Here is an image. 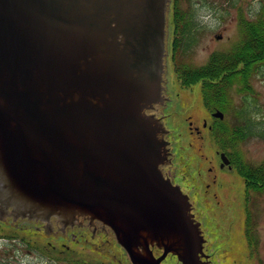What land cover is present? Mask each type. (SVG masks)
<instances>
[{
    "label": "water",
    "instance_id": "95a60500",
    "mask_svg": "<svg viewBox=\"0 0 264 264\" xmlns=\"http://www.w3.org/2000/svg\"><path fill=\"white\" fill-rule=\"evenodd\" d=\"M169 2L0 0V215L88 217L134 264H206L190 198L161 169L168 131L148 113L167 97Z\"/></svg>",
    "mask_w": 264,
    "mask_h": 264
},
{
    "label": "rangeland",
    "instance_id": "374dc122",
    "mask_svg": "<svg viewBox=\"0 0 264 264\" xmlns=\"http://www.w3.org/2000/svg\"><path fill=\"white\" fill-rule=\"evenodd\" d=\"M232 7L227 0H190L185 6L192 5L195 21L205 28H200L201 35L194 47L189 61L193 65L205 64L213 53L231 49L240 38L238 15L243 11L246 18H251L258 11L261 0H235ZM242 9V10H241ZM170 14V11H169ZM173 27L167 28L166 55V92L169 101L160 109L166 114L165 123L169 130L168 139L174 154L175 171L183 178L182 185L195 207L196 217L202 223L207 238L206 252L212 255V264H264V192L258 194L250 211L254 215L257 244L251 246L246 236V187L243 178L236 172L219 174L214 180L212 167L215 153L224 149L217 141L216 133L204 131L202 124L208 119L209 124L216 121L211 117L202 101L200 85L190 88L181 85L174 65L170 59V44ZM254 94L233 92L236 109L241 99L247 97L252 115L258 121L254 135L241 143L240 151L253 164H264V65L258 68L251 79ZM224 120L231 125L234 117L225 115ZM190 123L200 127V137L190 134ZM228 152L233 151L231 149ZM209 174V175H208ZM0 228L2 223L0 220ZM79 255H95L93 249L77 251ZM31 260L25 258L24 261ZM122 264H128L122 261Z\"/></svg>",
    "mask_w": 264,
    "mask_h": 264
},
{
    "label": "trees",
    "instance_id": "16d2710c",
    "mask_svg": "<svg viewBox=\"0 0 264 264\" xmlns=\"http://www.w3.org/2000/svg\"><path fill=\"white\" fill-rule=\"evenodd\" d=\"M190 0L171 1V24L173 37L171 58L182 86L192 87L199 84L205 106L211 110H220L234 117L231 125L218 121L213 128L217 141L224 150L231 149L236 159L239 174L248 182V186L259 193L264 192V165H254L245 160L240 145L248 138L258 135V121L252 115L246 98L236 109L233 92L254 94L251 79L258 68L264 65V0L260 1L258 11L251 18H246L243 11L238 15L240 30L239 41L229 50L213 53L209 60L200 66L193 65L189 58L200 38V28H205L195 21L192 5L185 6ZM235 7V0H227ZM242 10V9H241ZM248 103V102H247ZM250 181H249V180ZM251 218L248 219L250 229Z\"/></svg>",
    "mask_w": 264,
    "mask_h": 264
},
{
    "label": "flooded vegetation",
    "instance_id": "af4514ba",
    "mask_svg": "<svg viewBox=\"0 0 264 264\" xmlns=\"http://www.w3.org/2000/svg\"><path fill=\"white\" fill-rule=\"evenodd\" d=\"M159 113V112H158ZM212 112L210 116L212 117ZM205 119L202 127L204 131H211L213 124L207 123ZM190 134L201 136L200 127H193L190 123ZM224 151H216L212 167L208 168L214 172V180L219 174L236 172L238 174L236 160L231 154H225L229 165H223L221 156ZM174 157V156H173ZM246 161L249 160L246 158ZM175 163L164 167L165 176L170 178L174 184L183 186L175 171ZM209 175V174H208ZM249 180V179H248ZM250 181V180H249ZM246 210L254 205L258 194L248 186L245 180ZM2 228H0V264H122V261L133 264L126 250L118 242L114 232L103 223L88 217L81 218L74 224L63 225L57 219L49 222L30 221L26 219H15L12 215H0ZM93 249L100 256L79 255L77 251ZM207 249V248H206ZM205 249V251H206ZM164 249L157 244L150 245V254L159 258ZM204 259L212 264V255L208 254ZM25 258L31 260L24 261ZM161 264H181L177 257L168 254Z\"/></svg>",
    "mask_w": 264,
    "mask_h": 264
}]
</instances>
